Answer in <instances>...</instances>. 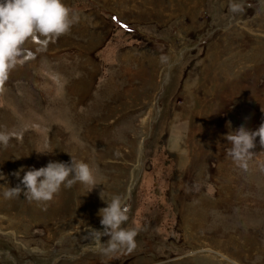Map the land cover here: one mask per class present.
I'll use <instances>...</instances> for the list:
<instances>
[{"label":"rangeland","instance_id":"rangeland-1","mask_svg":"<svg viewBox=\"0 0 264 264\" xmlns=\"http://www.w3.org/2000/svg\"><path fill=\"white\" fill-rule=\"evenodd\" d=\"M65 2L79 20L27 42L31 58L0 81V130L23 129L0 174L15 186L21 165L71 153L97 185L0 194V264H264V145L242 169L224 138L264 122V0L235 14L230 0ZM101 191L130 206V252L85 237L102 230Z\"/></svg>","mask_w":264,"mask_h":264},{"label":"clouds","instance_id":"clouds-1","mask_svg":"<svg viewBox=\"0 0 264 264\" xmlns=\"http://www.w3.org/2000/svg\"><path fill=\"white\" fill-rule=\"evenodd\" d=\"M229 11L233 14L241 11L238 0H230ZM79 20L78 12L70 8L65 0H0V81L8 78L10 70L18 63L31 58V53L24 47L36 37H59L67 32L72 24ZM165 57H161L163 61ZM58 80V77L56 78ZM21 130H0V148H6L11 139H19ZM256 137L264 145V122L255 130L244 125L231 129L224 138L231 145L227 155L240 168L247 169L252 158V149ZM38 152H52L40 150ZM69 153V152H68ZM71 160H49L39 168L21 165L13 175L18 178L15 186H7L5 174H0V184L3 198L12 199L23 192L26 199L37 202H47L63 186L70 188L79 182L82 185L96 186L93 170L84 160L76 159L71 153ZM92 187V188H93ZM105 206L98 209L102 230L88 225L85 236L94 251L103 255H112L124 251H132L136 247V236L139 226L128 227L130 206L122 201L118 194L105 198ZM107 237V239H103Z\"/></svg>","mask_w":264,"mask_h":264}]
</instances>
